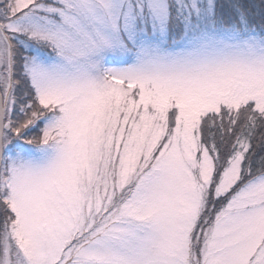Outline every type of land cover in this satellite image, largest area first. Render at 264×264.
Wrapping results in <instances>:
<instances>
[{
	"label": "snow or ice",
	"instance_id": "6c2138e0",
	"mask_svg": "<svg viewBox=\"0 0 264 264\" xmlns=\"http://www.w3.org/2000/svg\"><path fill=\"white\" fill-rule=\"evenodd\" d=\"M0 264H264V0H0Z\"/></svg>",
	"mask_w": 264,
	"mask_h": 264
}]
</instances>
